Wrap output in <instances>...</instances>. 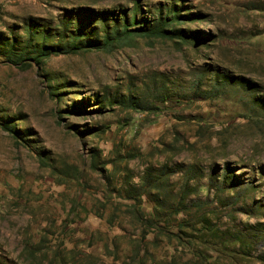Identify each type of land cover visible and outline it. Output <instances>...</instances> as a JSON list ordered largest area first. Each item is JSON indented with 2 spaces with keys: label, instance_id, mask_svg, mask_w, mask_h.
Returning <instances> with one entry per match:
<instances>
[{
  "label": "rangeland",
  "instance_id": "374dc122",
  "mask_svg": "<svg viewBox=\"0 0 264 264\" xmlns=\"http://www.w3.org/2000/svg\"><path fill=\"white\" fill-rule=\"evenodd\" d=\"M159 6L186 15L173 23L186 40L0 60V118L27 134L0 128V264H264V0H0V32L85 12L151 20ZM148 167L165 168L169 203L201 202L214 233L194 209L173 214L175 235L167 211L163 231L136 217L121 196Z\"/></svg>",
  "mask_w": 264,
  "mask_h": 264
},
{
  "label": "trees",
  "instance_id": "16d2710c",
  "mask_svg": "<svg viewBox=\"0 0 264 264\" xmlns=\"http://www.w3.org/2000/svg\"><path fill=\"white\" fill-rule=\"evenodd\" d=\"M137 9H140V6L136 1L134 10L136 11ZM155 12L157 14H155L151 20H147L145 17L138 19L135 12L132 18H127L124 14L112 18L103 14L99 18L92 13L85 12L83 14L80 13V15L77 14L76 18H73V16H64L59 21V27L53 29L50 27H42L28 20L25 21L23 32L20 36L12 32L6 34L0 32V60L23 70L30 67L31 64L36 66L41 65L44 59L50 55L71 54L91 50H112L135 35L186 40L185 36H189V34H185L183 29L176 28L173 25L175 20H179L178 17L184 18L186 15L181 16V14H177L178 10L174 6L169 7L168 10L165 11L159 6L156 7ZM97 20H99L101 25L100 31L95 28L96 24L94 23ZM221 78L227 81L232 79L227 74L221 75ZM237 79L239 81L232 82L248 92L256 90L253 84H248L241 77ZM207 91L209 92L210 90ZM252 99L253 104L261 110L259 117L264 120V99L254 94H252ZM130 102L128 105L132 107L135 106ZM65 110L67 112H74L79 110V107L73 104ZM9 123L10 119L0 118L1 129L7 131L15 140H25L24 136L27 135L26 132L14 129ZM71 127L74 128L75 126L71 125ZM42 154V152L37 153L40 162L43 160V157H41ZM166 174L165 168L156 169L148 167L141 175L138 185L133 188L129 187L125 189V196L121 197L132 201L130 207L133 208L136 217L146 220L149 224H154L156 227H159L161 231H163V229L158 225L156 219H161L166 211L168 215L163 219L166 220L167 226L164 225V227L172 234L174 232L171 231L170 228H177V225L170 226L173 214L178 215L185 209H194L195 223L200 224L199 229L204 230L205 233L211 231L214 233V229L211 228V223L207 215L201 210L197 211V209H201L203 206L202 204L200 205L201 202L193 201L194 203H189L186 200V195H181V201L175 204L168 202V190H166L167 188L165 187L167 184L165 179ZM202 187L206 186L201 185L199 189ZM196 189L199 190L198 187H196ZM147 203L151 204L148 210L145 209ZM183 221L184 219L175 220V222H179L180 225L188 224ZM181 227L182 226L179 228ZM176 236L179 235L176 234ZM194 237L201 242H204L206 238L203 233H198V235Z\"/></svg>",
  "mask_w": 264,
  "mask_h": 264
}]
</instances>
